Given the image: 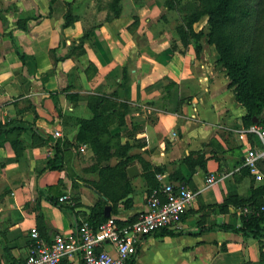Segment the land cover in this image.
Wrapping results in <instances>:
<instances>
[{
    "label": "crops",
    "instance_id": "1",
    "mask_svg": "<svg viewBox=\"0 0 264 264\" xmlns=\"http://www.w3.org/2000/svg\"><path fill=\"white\" fill-rule=\"evenodd\" d=\"M166 3L119 0L115 14L99 0H0V264H24L34 227L49 241L97 208L130 223L148 209L150 190L169 182L197 197L181 227L146 236L131 264H263L264 231L225 229L242 227L245 205H218L231 193L264 202V178L245 165L264 142L249 130L255 123L245 125L216 46L204 41L197 53L181 41L168 26L181 11ZM91 96L123 115L106 136L126 149L87 183L95 154L77 135L93 116ZM58 142L63 166L46 169ZM258 166L264 175V159Z\"/></svg>",
    "mask_w": 264,
    "mask_h": 264
},
{
    "label": "trees",
    "instance_id": "2",
    "mask_svg": "<svg viewBox=\"0 0 264 264\" xmlns=\"http://www.w3.org/2000/svg\"><path fill=\"white\" fill-rule=\"evenodd\" d=\"M199 2L200 4L190 2L180 7L174 0H168L166 3L168 8L188 11L184 14L182 27L178 28L181 41L188 44L191 38L196 39L194 42L197 53L203 49L204 41L216 46L220 56L218 65L227 70L230 85L235 86L236 98L245 107L246 113L243 117L245 125L260 122L264 114V0H199ZM118 11L117 8L115 14H118ZM204 17H207L206 25L197 31L195 24ZM106 101L107 98L103 96L90 97L93 116L80 121L77 135L79 142L88 143L92 148L96 159L94 167L99 168L98 172L101 175L109 168L105 162L114 154H122V149H126V146L115 141L113 136H106L109 126L116 119L123 120L121 113L112 116L111 112L106 110ZM55 149V155L49 159L46 169H58L63 166L60 142L55 144ZM129 158L126 157L119 165H126ZM260 203L253 192L248 198H240L237 193H231L218 207L224 209L231 204L256 206ZM90 217L95 225L107 219L102 208L92 209ZM225 229L260 237L264 231V216H243V225L240 229L233 227ZM261 262L264 264V250L261 253Z\"/></svg>",
    "mask_w": 264,
    "mask_h": 264
},
{
    "label": "built area",
    "instance_id": "3",
    "mask_svg": "<svg viewBox=\"0 0 264 264\" xmlns=\"http://www.w3.org/2000/svg\"><path fill=\"white\" fill-rule=\"evenodd\" d=\"M249 130L258 133L264 142V120L251 125ZM55 135L61 136V132L55 131ZM261 159H264V146L247 150L245 165L257 180L264 178L258 166ZM217 180L214 174L207 176L209 185ZM196 197L197 192L189 186L169 182L150 190L148 209L130 223L123 224L109 216L95 225L90 214L80 215L72 232H56L49 241L34 227L31 229L30 252L24 264H63L74 258L81 264H131L146 236L162 229L181 227L184 215ZM61 200L75 205L68 195L62 196ZM240 211L243 216H264V202L242 206Z\"/></svg>",
    "mask_w": 264,
    "mask_h": 264
},
{
    "label": "rangeland",
    "instance_id": "4",
    "mask_svg": "<svg viewBox=\"0 0 264 264\" xmlns=\"http://www.w3.org/2000/svg\"><path fill=\"white\" fill-rule=\"evenodd\" d=\"M99 1L101 2L102 6H105L107 9L110 10V9L113 8L115 11H117V8H118L117 7V4H118L119 0H99ZM174 1H175V3L177 1L176 5L179 6V7L182 6V5H184V4H188L190 2H195V3H199L200 4L199 0H180L179 2H178V0H174ZM187 12L185 10L183 12L181 11L180 18L178 19V21H176V22H170V24L168 26L170 28H172V29H175L176 31L175 30L174 31L178 33V28L180 26L182 27L183 20H184V14L187 13ZM110 16H111V13L108 12L107 18H110ZM206 19H207V17H204L199 23L195 24V28L196 29H199L202 25H204ZM191 41H196V39L191 38ZM223 69L227 72V70L225 68H223ZM82 160L83 161H89L90 159L82 158ZM92 160H93L92 162L95 163V161H96L95 157ZM92 162L89 163L88 166L84 167V171H85V175H86V177H84V181L85 182L87 181V183H90L91 182V180L88 179L87 177H91V175L96 174L98 172V169H99V168H95L94 167V163H92ZM94 184H96V182H94ZM108 248H111L110 245H108Z\"/></svg>",
    "mask_w": 264,
    "mask_h": 264
},
{
    "label": "water",
    "instance_id": "5",
    "mask_svg": "<svg viewBox=\"0 0 264 264\" xmlns=\"http://www.w3.org/2000/svg\"><path fill=\"white\" fill-rule=\"evenodd\" d=\"M256 121H257V119L254 120V122H256ZM135 170H137V168L135 166H132V167L129 168V173H130L131 176H133L135 174V173H133V171H135ZM109 210L110 209L108 208L107 211H106V214H109Z\"/></svg>",
    "mask_w": 264,
    "mask_h": 264
}]
</instances>
